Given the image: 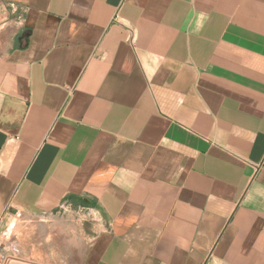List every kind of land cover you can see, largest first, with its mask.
<instances>
[{
  "label": "crops",
  "instance_id": "1",
  "mask_svg": "<svg viewBox=\"0 0 264 264\" xmlns=\"http://www.w3.org/2000/svg\"><path fill=\"white\" fill-rule=\"evenodd\" d=\"M0 232V264H264V0H0Z\"/></svg>",
  "mask_w": 264,
  "mask_h": 264
},
{
  "label": "built area",
  "instance_id": "2",
  "mask_svg": "<svg viewBox=\"0 0 264 264\" xmlns=\"http://www.w3.org/2000/svg\"><path fill=\"white\" fill-rule=\"evenodd\" d=\"M58 214L63 215V216H70L74 218H77L78 216H80L79 211L74 210L68 201H63V203L60 206V210ZM4 239H5V236L0 232V246L3 244Z\"/></svg>",
  "mask_w": 264,
  "mask_h": 264
},
{
  "label": "water",
  "instance_id": "3",
  "mask_svg": "<svg viewBox=\"0 0 264 264\" xmlns=\"http://www.w3.org/2000/svg\"><path fill=\"white\" fill-rule=\"evenodd\" d=\"M9 264H21V263H17V262H10Z\"/></svg>",
  "mask_w": 264,
  "mask_h": 264
},
{
  "label": "rangeland",
  "instance_id": "4",
  "mask_svg": "<svg viewBox=\"0 0 264 264\" xmlns=\"http://www.w3.org/2000/svg\"><path fill=\"white\" fill-rule=\"evenodd\" d=\"M69 218H71V217H69ZM75 220V219H74Z\"/></svg>",
  "mask_w": 264,
  "mask_h": 264
}]
</instances>
